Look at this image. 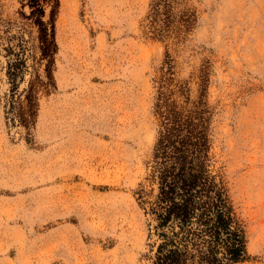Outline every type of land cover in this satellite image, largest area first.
<instances>
[{"label":"rangeland","instance_id":"obj_1","mask_svg":"<svg viewBox=\"0 0 264 264\" xmlns=\"http://www.w3.org/2000/svg\"><path fill=\"white\" fill-rule=\"evenodd\" d=\"M181 2L197 23L170 44L178 77L209 68L215 169L251 257L238 264H264V0ZM149 4L0 0L21 58L14 96L16 56H0V264H149L138 192L166 50L145 33Z\"/></svg>","mask_w":264,"mask_h":264},{"label":"trees","instance_id":"obj_2","mask_svg":"<svg viewBox=\"0 0 264 264\" xmlns=\"http://www.w3.org/2000/svg\"><path fill=\"white\" fill-rule=\"evenodd\" d=\"M181 1L150 0L145 19L146 35L166 43L163 62L152 79L156 140L146 177L149 185L138 192L152 241L148 260L149 264L243 263L251 259L244 225L212 153L209 68L179 79L170 50V44L177 50L197 23L195 11L180 9ZM11 28L0 10V56L3 51L16 56L7 69L15 96L21 58L6 45L16 40Z\"/></svg>","mask_w":264,"mask_h":264}]
</instances>
